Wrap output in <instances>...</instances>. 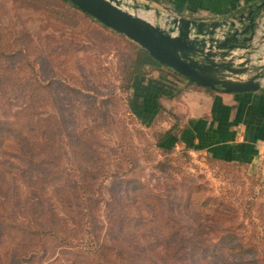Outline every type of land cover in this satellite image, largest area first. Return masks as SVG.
I'll return each mask as SVG.
<instances>
[{
	"label": "rangeland",
	"instance_id": "1",
	"mask_svg": "<svg viewBox=\"0 0 264 264\" xmlns=\"http://www.w3.org/2000/svg\"><path fill=\"white\" fill-rule=\"evenodd\" d=\"M137 47L61 0H0V119L19 122L33 162L0 123V211L58 236L0 223V264H19L14 251L25 264H229V248L202 254L219 230L264 256V170L158 147L170 114L142 116L152 68Z\"/></svg>",
	"mask_w": 264,
	"mask_h": 264
},
{
	"label": "crops",
	"instance_id": "2",
	"mask_svg": "<svg viewBox=\"0 0 264 264\" xmlns=\"http://www.w3.org/2000/svg\"><path fill=\"white\" fill-rule=\"evenodd\" d=\"M263 1L131 0V3L142 4L143 17L167 27L168 19L175 15L204 20H230L240 13H247L251 6ZM261 13L264 14V6ZM96 22L118 34L127 43L133 42ZM263 32L258 26L253 36L255 50L251 54V62L255 66L264 63V39L261 38ZM139 54H142V66L147 64L152 68L149 77H144L146 74L142 72L144 118L154 119L158 112L167 111L170 114V126L163 132L170 130L177 145L185 141L192 150L202 152L214 160L261 167L264 170V84L256 90L226 92L187 81L180 74L155 61L143 49L137 51L138 57ZM136 66H139L137 62L134 63V67ZM130 73L132 81L135 72Z\"/></svg>",
	"mask_w": 264,
	"mask_h": 264
},
{
	"label": "water",
	"instance_id": "3",
	"mask_svg": "<svg viewBox=\"0 0 264 264\" xmlns=\"http://www.w3.org/2000/svg\"><path fill=\"white\" fill-rule=\"evenodd\" d=\"M68 1L189 82L226 92L256 90L264 84V63L251 62L255 29L264 19V1L257 4L261 10L255 17L250 9L230 20L175 15L167 27L135 14L122 0Z\"/></svg>",
	"mask_w": 264,
	"mask_h": 264
},
{
	"label": "trees",
	"instance_id": "4",
	"mask_svg": "<svg viewBox=\"0 0 264 264\" xmlns=\"http://www.w3.org/2000/svg\"><path fill=\"white\" fill-rule=\"evenodd\" d=\"M62 2L70 5L73 8H76L77 10H79L81 13H83L86 17L90 18L91 20L95 21L91 16H89L87 13L81 11L79 8H77L76 6L72 5L68 0H61ZM251 11V15L252 16H257V14L259 13V11L261 10V8H259L257 5L251 6L250 8ZM96 22V21H95ZM15 52L9 54L8 56H13ZM30 64V62H29ZM128 74L130 75V72H128ZM128 75V78H129ZM131 85H127V87H130ZM44 85L40 84V88H43ZM126 87V88H127ZM0 123L2 124H9L6 125L8 127L7 129V134L8 137H10V141L13 142L14 144V149L16 151H23L27 153V157H24L25 159H27L28 164H33L32 159L29 158V151H30V144H29V139L27 137V135L24 133L23 129H21V126L19 124V122L14 118V119H10L9 118H3L0 119ZM1 126V125H0ZM1 132H0V141L4 140L5 135H3L1 137ZM174 142L173 137L170 134V130H167L165 132H163L161 134V136L159 137V139L156 141V145L158 147H161L165 150L170 149L172 144ZM215 199V198H214ZM207 199L203 200V204L207 205L208 203H206ZM213 200V199H210ZM3 210L0 211V223L3 225H5V227H8L9 229L12 228H22L24 231L27 230L29 233L38 236L37 240L38 242L41 241L40 237L43 236L45 237L46 235H54L55 237H58L57 234H55L54 232L50 231L49 229H40V230H32V229H28V226H22L21 224H18L17 222H15L13 220V216H12V212H7L5 213V211ZM220 234L218 236V240L216 242H214L211 246H203L202 247V254L204 255V257H208L209 259H223V250L225 248H229L230 249V255H231V259L229 260V264H264V256L262 255V248H259L257 245H250L247 243H243L239 240L236 239L235 234L230 233L226 230H219ZM257 238L260 239V244L263 247V251H264V240L262 237L258 236ZM232 240L231 245L230 246H225L227 244L223 243L224 240ZM93 248V246H92ZM15 252V251H14ZM12 252L11 254L13 255H9L10 257L12 256H17V261L20 264H25L26 261H28V257H26L27 255L24 254H19L17 255V253ZM25 257V258H24ZM97 258H95L96 260H94V263L96 262V264H104V260L101 258V254L96 256ZM27 259V260H26ZM112 264H125L123 262L117 261V262H113Z\"/></svg>",
	"mask_w": 264,
	"mask_h": 264
},
{
	"label": "built area",
	"instance_id": "5",
	"mask_svg": "<svg viewBox=\"0 0 264 264\" xmlns=\"http://www.w3.org/2000/svg\"><path fill=\"white\" fill-rule=\"evenodd\" d=\"M123 1H125L126 3L125 4H129V3H131V0H122V3H123ZM127 7V6H126ZM128 8V7H127ZM132 11V10H131ZM259 29L260 30H263L264 29V19H262V21H261V24H259Z\"/></svg>",
	"mask_w": 264,
	"mask_h": 264
}]
</instances>
